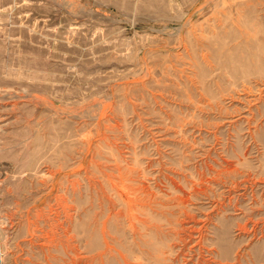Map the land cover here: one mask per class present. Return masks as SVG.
<instances>
[{
    "label": "rangeland",
    "instance_id": "1",
    "mask_svg": "<svg viewBox=\"0 0 264 264\" xmlns=\"http://www.w3.org/2000/svg\"><path fill=\"white\" fill-rule=\"evenodd\" d=\"M0 264H264V0H0Z\"/></svg>",
    "mask_w": 264,
    "mask_h": 264
}]
</instances>
